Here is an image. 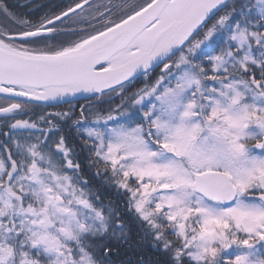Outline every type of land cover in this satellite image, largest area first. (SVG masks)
Instances as JSON below:
<instances>
[{
    "label": "snow or ice",
    "instance_id": "snow-or-ice-1",
    "mask_svg": "<svg viewBox=\"0 0 264 264\" xmlns=\"http://www.w3.org/2000/svg\"><path fill=\"white\" fill-rule=\"evenodd\" d=\"M0 264H264V0H0Z\"/></svg>",
    "mask_w": 264,
    "mask_h": 264
},
{
    "label": "trees",
    "instance_id": "trees-1",
    "mask_svg": "<svg viewBox=\"0 0 264 264\" xmlns=\"http://www.w3.org/2000/svg\"><path fill=\"white\" fill-rule=\"evenodd\" d=\"M24 0H22L23 2ZM7 2L9 3V5H16V0H7ZM34 3L36 4H39V3H42V2H45V0H33ZM53 2H55V0H53ZM14 10H18V11H21V12H27L28 10L27 9H14ZM80 104H83L84 101H79ZM68 107V105H62V106H58L57 108H53V109H44L43 111H62L64 109H66ZM39 112V110H38Z\"/></svg>",
    "mask_w": 264,
    "mask_h": 264
},
{
    "label": "flooded vegetation",
    "instance_id": "flooded-vegetation-1",
    "mask_svg": "<svg viewBox=\"0 0 264 264\" xmlns=\"http://www.w3.org/2000/svg\"><path fill=\"white\" fill-rule=\"evenodd\" d=\"M24 2H26V0H24L23 2H22V0H16V3H24Z\"/></svg>",
    "mask_w": 264,
    "mask_h": 264
},
{
    "label": "water",
    "instance_id": "water-1",
    "mask_svg": "<svg viewBox=\"0 0 264 264\" xmlns=\"http://www.w3.org/2000/svg\"><path fill=\"white\" fill-rule=\"evenodd\" d=\"M80 101H83V100H80Z\"/></svg>",
    "mask_w": 264,
    "mask_h": 264
}]
</instances>
